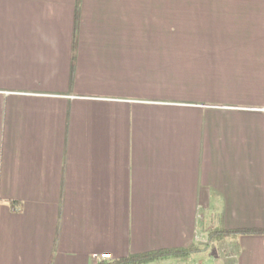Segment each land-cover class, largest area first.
<instances>
[{
	"label": "crops",
	"instance_id": "1",
	"mask_svg": "<svg viewBox=\"0 0 264 264\" xmlns=\"http://www.w3.org/2000/svg\"><path fill=\"white\" fill-rule=\"evenodd\" d=\"M262 229L264 0H0V264H264L218 233Z\"/></svg>",
	"mask_w": 264,
	"mask_h": 264
},
{
	"label": "trees",
	"instance_id": "2",
	"mask_svg": "<svg viewBox=\"0 0 264 264\" xmlns=\"http://www.w3.org/2000/svg\"><path fill=\"white\" fill-rule=\"evenodd\" d=\"M222 235L229 234H254L260 235L264 234V229L262 230H240L235 232L221 231L218 232ZM188 251L186 250H161L151 253H144L140 255H133L122 261H102L97 264H158L164 261L175 260L184 255Z\"/></svg>",
	"mask_w": 264,
	"mask_h": 264
},
{
	"label": "built area",
	"instance_id": "3",
	"mask_svg": "<svg viewBox=\"0 0 264 264\" xmlns=\"http://www.w3.org/2000/svg\"><path fill=\"white\" fill-rule=\"evenodd\" d=\"M94 258L99 262H102V261L110 260L111 257L109 254H102V255H95ZM169 264H173V263H169Z\"/></svg>",
	"mask_w": 264,
	"mask_h": 264
},
{
	"label": "rangeland",
	"instance_id": "4",
	"mask_svg": "<svg viewBox=\"0 0 264 264\" xmlns=\"http://www.w3.org/2000/svg\"><path fill=\"white\" fill-rule=\"evenodd\" d=\"M178 12H179V11H173V14H174V13H178ZM198 260H199L200 262H203V263L205 262V258H202V256H201V257L199 256Z\"/></svg>",
	"mask_w": 264,
	"mask_h": 264
}]
</instances>
